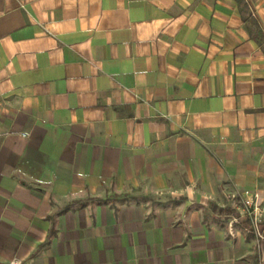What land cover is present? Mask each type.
Instances as JSON below:
<instances>
[{
  "label": "crops",
  "instance_id": "1",
  "mask_svg": "<svg viewBox=\"0 0 264 264\" xmlns=\"http://www.w3.org/2000/svg\"><path fill=\"white\" fill-rule=\"evenodd\" d=\"M235 189L264 0H0V264H264Z\"/></svg>",
  "mask_w": 264,
  "mask_h": 264
},
{
  "label": "built area",
  "instance_id": "2",
  "mask_svg": "<svg viewBox=\"0 0 264 264\" xmlns=\"http://www.w3.org/2000/svg\"><path fill=\"white\" fill-rule=\"evenodd\" d=\"M238 218L246 221L249 231L256 238H264V200L257 190L243 192ZM238 218L232 220L237 221ZM17 262L13 260L12 264Z\"/></svg>",
  "mask_w": 264,
  "mask_h": 264
},
{
  "label": "rangeland",
  "instance_id": "3",
  "mask_svg": "<svg viewBox=\"0 0 264 264\" xmlns=\"http://www.w3.org/2000/svg\"><path fill=\"white\" fill-rule=\"evenodd\" d=\"M242 190H231L227 191L225 190L223 193V198L227 202V204H233L235 208L239 207L241 205V200H242V195H243ZM232 220L230 218H225V223L228 226L229 223H231Z\"/></svg>",
  "mask_w": 264,
  "mask_h": 264
}]
</instances>
